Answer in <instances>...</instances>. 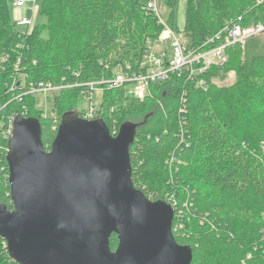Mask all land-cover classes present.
I'll return each instance as SVG.
<instances>
[{
  "label": "trees",
  "instance_id": "16d2710c",
  "mask_svg": "<svg viewBox=\"0 0 264 264\" xmlns=\"http://www.w3.org/2000/svg\"><path fill=\"white\" fill-rule=\"evenodd\" d=\"M185 1L179 28L180 0H167L168 23L187 35L191 49H200L233 24L244 29L264 24V0ZM147 2L44 0L41 21L27 32L13 21L9 1L0 0V57H6L0 62L3 115L26 111L38 118L44 145L51 148L54 127L65 114L78 111L84 88L49 95L55 115L45 117L42 95L25 94L28 87L109 79L126 62L136 69L147 40L163 28L157 16L146 11ZM225 54L223 64L203 75L206 89L184 72L153 85L144 100L129 95L127 87L108 89L100 104L102 118L111 131L112 121L118 127L125 122L138 125L131 146L137 189L152 201L174 195L184 211L190 200V212L180 220L176 214L173 231L179 244L192 246V264H264V36H252ZM231 73L232 84L217 85V78ZM7 147L0 134V206L12 209ZM110 241L115 250L117 235ZM4 244L0 237V264H18Z\"/></svg>",
  "mask_w": 264,
  "mask_h": 264
},
{
  "label": "water",
  "instance_id": "95a60500",
  "mask_svg": "<svg viewBox=\"0 0 264 264\" xmlns=\"http://www.w3.org/2000/svg\"><path fill=\"white\" fill-rule=\"evenodd\" d=\"M137 128L125 122L114 136L104 119L73 111L47 149L41 121L16 117L6 155L13 208L0 206V237L14 262L192 264V246L174 235L173 206L134 185Z\"/></svg>",
  "mask_w": 264,
  "mask_h": 264
},
{
  "label": "built area",
  "instance_id": "2783aa9c",
  "mask_svg": "<svg viewBox=\"0 0 264 264\" xmlns=\"http://www.w3.org/2000/svg\"><path fill=\"white\" fill-rule=\"evenodd\" d=\"M30 2V0H17V7L26 8ZM145 9L148 13L158 16L157 18L160 19L158 20V23L163 28L159 36L147 40L143 57L136 69L131 63L126 62L124 64H119L115 68L113 77L109 79L71 85L40 82L38 84H31L25 94H41L48 97L54 92L62 89L83 87L82 96H85L90 101V106L87 110L77 112L85 120H96L102 118L104 111L102 109L103 107L101 105L97 106L94 100L98 94L103 97L105 91L108 89L127 87L129 84H133L135 86V96L140 100H144L151 95V87L153 85L164 83L168 81L172 75L177 73L182 74L183 72L188 75V78L191 81H196L197 87L206 89L208 82L203 75L207 74L213 65H220L225 62V52L227 48L243 42L251 36L264 32V24H258L250 29H244L237 23L225 27L215 36L208 38L200 49H191L188 47L189 39L187 35L184 32L171 27L168 22H165L160 18L158 14L157 0H148ZM34 10L35 6L34 8L27 9L28 15L22 17L19 21V25L25 26L29 31L35 26V20L32 15L29 14V12L33 13ZM4 58L5 59L2 60V57H0V62L6 61V57ZM12 89H14V87ZM17 99L21 100L22 98L21 96H18ZM186 101L185 96H183L182 103L184 104ZM3 109L4 106L0 101V134H3V138L9 143L13 135L14 121L16 117L22 116L28 118L29 116H27L26 111L5 116L2 113ZM185 112H187V109ZM43 114L45 117L49 116L46 112ZM112 123L113 131H111V133L114 136H117L120 126L118 127L117 121H112ZM58 127L59 125H56L54 130L58 131ZM181 138L183 142H185L186 132H184V129L181 132ZM4 149L5 151H8L9 147ZM167 202L173 206L175 209V216L177 214L179 220L184 218L186 210L190 212V200L187 202L185 201V211L179 206L174 195H168ZM181 227H183L182 223L177 224L176 230L179 231V228ZM262 236L264 240V230L262 231ZM4 245L7 247L6 241Z\"/></svg>",
  "mask_w": 264,
  "mask_h": 264
},
{
  "label": "rangeland",
  "instance_id": "374dc122",
  "mask_svg": "<svg viewBox=\"0 0 264 264\" xmlns=\"http://www.w3.org/2000/svg\"><path fill=\"white\" fill-rule=\"evenodd\" d=\"M9 4H10V10H11V16L14 22L17 23V26L20 30L22 31H27V32H31L29 31L25 26H21L19 25V21L22 19V17L27 16V9H31L34 8L35 6V10L33 13H31L32 17L35 20V25L37 23H39L42 19L41 16V8L43 5L44 0H30L31 2L29 3L28 7L26 8H19L17 7V0H8ZM35 1V2H34ZM185 0H180V4H179V11H178V21H179V28L181 27V25L184 22V8H185ZM35 4V5H34ZM157 6H158V14L160 16V18L162 20H164L165 22H168L169 18H170V7L167 5V0H157ZM152 14V13H151ZM157 16V15H156ZM158 17V16H157ZM158 20H160L158 18ZM171 23V22H170ZM169 23V24H170ZM262 35L258 34L259 36H264V32L261 33ZM255 36V35H254ZM252 37V36H251ZM249 37V38H251ZM249 38L245 39L244 41L248 40ZM5 59L4 57H2V60ZM235 81V75L233 73L229 74L227 77H225L224 79H219L217 78V85L219 86H227L232 84ZM127 89H128V93L129 95L135 96V86L133 84H129L127 85ZM33 95V94H30ZM41 96V94H40ZM41 107L42 109L49 115H55V111L53 110V102L52 99H50V96H41ZM101 100L102 97L100 94H98L94 100L95 104L97 106H99L101 104ZM90 106V101L85 97V96H81L78 104H77V110L78 111H82V110H87ZM3 113V112H2Z\"/></svg>",
  "mask_w": 264,
  "mask_h": 264
},
{
  "label": "crops",
  "instance_id": "0c3cea01",
  "mask_svg": "<svg viewBox=\"0 0 264 264\" xmlns=\"http://www.w3.org/2000/svg\"><path fill=\"white\" fill-rule=\"evenodd\" d=\"M184 2H186V1H184ZM185 11H186V8H184V15H185ZM184 23V22H183Z\"/></svg>",
  "mask_w": 264,
  "mask_h": 264
}]
</instances>
